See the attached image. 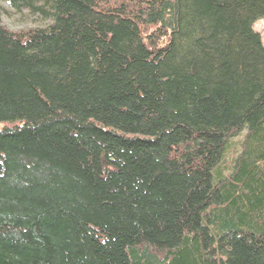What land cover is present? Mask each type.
Returning <instances> with one entry per match:
<instances>
[{
  "label": "trees",
  "instance_id": "trees-1",
  "mask_svg": "<svg viewBox=\"0 0 264 264\" xmlns=\"http://www.w3.org/2000/svg\"><path fill=\"white\" fill-rule=\"evenodd\" d=\"M0 2V264H264V0Z\"/></svg>",
  "mask_w": 264,
  "mask_h": 264
},
{
  "label": "rangeland",
  "instance_id": "rangeland-1",
  "mask_svg": "<svg viewBox=\"0 0 264 264\" xmlns=\"http://www.w3.org/2000/svg\"><path fill=\"white\" fill-rule=\"evenodd\" d=\"M2 8L1 11V22L10 27L13 30L25 29L27 27H32L36 25L42 24V21L35 17L28 16L26 12L16 13L9 9V6L5 2H0ZM255 30L259 31L262 34V38L264 39V18L255 22L254 24Z\"/></svg>",
  "mask_w": 264,
  "mask_h": 264
}]
</instances>
